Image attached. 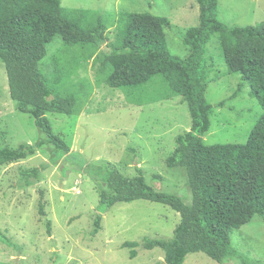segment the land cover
Masks as SVG:
<instances>
[{
	"label": "rangeland",
	"instance_id": "rangeland-1",
	"mask_svg": "<svg viewBox=\"0 0 264 264\" xmlns=\"http://www.w3.org/2000/svg\"><path fill=\"white\" fill-rule=\"evenodd\" d=\"M61 3L69 9L110 15L133 12L165 16L171 22V27L164 29L168 48L181 58L189 54L181 36L200 21L196 0ZM219 18L232 27L264 23V0H219ZM117 30V26L108 27L107 45L115 41ZM49 48L60 62V86L65 87L72 79L90 82L89 99L79 114L47 115L54 132L68 144V155L49 146L26 160L0 167V264H164L162 250H143L140 242L146 238L171 239L180 215L169 206L146 200L120 203L102 214L100 230L94 234L100 198L91 178L77 166L105 162L127 177L135 176L139 167L156 191L176 195L191 205L184 170L166 165L177 137L191 130L187 103L180 96L166 97L167 86L161 78L133 94L109 87L106 80L113 68L109 63L102 66L103 50L90 53L61 48L58 42ZM205 59L208 102H227L226 107L213 110L204 143L245 144L263 109L249 95L248 86L231 99L240 78L227 73L217 36L208 43ZM44 138L34 119L17 111L0 62V149L35 145ZM43 164L48 167L40 179L22 187L20 170ZM231 242L240 258L219 263L203 253H193L183 264H264V222L259 216L236 230Z\"/></svg>",
	"mask_w": 264,
	"mask_h": 264
},
{
	"label": "trees",
	"instance_id": "trees-1",
	"mask_svg": "<svg viewBox=\"0 0 264 264\" xmlns=\"http://www.w3.org/2000/svg\"><path fill=\"white\" fill-rule=\"evenodd\" d=\"M196 1L199 25L181 36L189 48L188 56L181 58L168 48L164 29L171 22L162 15L69 9L62 7L61 0H0V62L6 70L10 97L17 111L31 116L45 135L35 145L0 149V167L26 160L49 146L64 155L70 152L47 115L81 113L89 99L90 82L71 78L65 87L60 86V62L49 48L56 42L61 48L90 53L103 50L102 66L109 63L113 68L106 83L113 89L133 94L162 79L166 97L180 96L187 103L191 130L177 137L166 165L184 170L191 205L176 195L156 191L139 167L135 176L127 177L105 162L77 166L91 178L99 194L94 234L100 230L102 214L120 203L146 200L169 206L180 215L171 239L140 242L143 250H162L164 264H183L193 253H203L219 263L240 258L231 236L255 216L264 222V23L232 27L219 18V0ZM109 26L118 30L115 41L107 45ZM214 36L219 39L227 73L240 78L231 99L248 86L249 95L263 109L245 144L204 143L213 110L226 107L227 102L213 105L206 98L205 55ZM47 167L21 169L20 185L30 187ZM43 209L41 201L44 215Z\"/></svg>",
	"mask_w": 264,
	"mask_h": 264
}]
</instances>
